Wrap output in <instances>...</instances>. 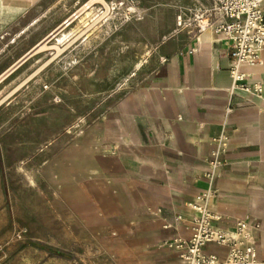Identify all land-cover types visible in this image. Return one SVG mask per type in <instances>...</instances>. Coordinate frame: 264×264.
Returning <instances> with one entry per match:
<instances>
[{
	"label": "rangeland",
	"instance_id": "rangeland-1",
	"mask_svg": "<svg viewBox=\"0 0 264 264\" xmlns=\"http://www.w3.org/2000/svg\"><path fill=\"white\" fill-rule=\"evenodd\" d=\"M90 1L42 0L0 33V264L126 263L76 216L92 197L80 173L94 130L199 36V21H218L211 0H101L46 42Z\"/></svg>",
	"mask_w": 264,
	"mask_h": 264
},
{
	"label": "crops",
	"instance_id": "crops-1",
	"mask_svg": "<svg viewBox=\"0 0 264 264\" xmlns=\"http://www.w3.org/2000/svg\"><path fill=\"white\" fill-rule=\"evenodd\" d=\"M11 2L17 14L0 33L34 18L42 0H29L22 10L19 0ZM215 24L162 62L110 110L108 124L94 130L91 164L80 173L90 180L92 197L77 201L76 216L123 253L125 264H184L166 243L190 238L189 205L207 189L211 140L222 131L225 166L212 183L216 225L258 224L252 233L257 259L264 262V94L231 92L229 47L213 32ZM242 73L244 85L264 89V53ZM204 252L221 260L226 255L215 246Z\"/></svg>",
	"mask_w": 264,
	"mask_h": 264
},
{
	"label": "built area",
	"instance_id": "built-area-1",
	"mask_svg": "<svg viewBox=\"0 0 264 264\" xmlns=\"http://www.w3.org/2000/svg\"><path fill=\"white\" fill-rule=\"evenodd\" d=\"M211 1L214 13L220 19V22L214 23L213 32L222 36L229 47L231 92L240 90L262 96V87L249 88L242 83L245 78L242 68L258 65L264 53V0ZM202 32L204 29L200 26L198 33ZM229 112L230 108L226 114ZM211 141L215 148L208 156L210 172L204 175L207 189L189 205L193 214L187 227L190 238L174 239L166 243V247L177 251L184 264H264L257 259L256 240L252 233L260 229L258 224L237 221L230 228L216 225L220 218L212 210V200L216 196L212 183L215 172L225 166L222 156L227 151V136L222 131ZM182 220L181 216L176 217L177 223H182ZM207 246L225 249V257L221 260L206 254L204 249Z\"/></svg>",
	"mask_w": 264,
	"mask_h": 264
},
{
	"label": "bare ground",
	"instance_id": "bare-ground-1",
	"mask_svg": "<svg viewBox=\"0 0 264 264\" xmlns=\"http://www.w3.org/2000/svg\"><path fill=\"white\" fill-rule=\"evenodd\" d=\"M97 1H101V0H91L88 4H86L83 8H81L75 15H73L72 17H70L69 19H67L56 30H54L53 32L56 33L55 34V33L52 32L53 34H55L52 37V40H54V43L55 44L56 43H60L63 39H65L69 35L67 32H65V29L68 28L75 19L79 18L81 12H83L85 9H89ZM7 5H8L7 0H0V23H4V22H7V21H10L12 14H17V12L8 13L7 12V10H8ZM199 23H200V26L203 27L204 32H206L207 30H209L208 28H205V26H207V25L209 27L212 26V24H209V23H207L205 21H199ZM46 41H47V39H46ZM44 47H45V44L38 46L37 49H42ZM137 67H139V65H137Z\"/></svg>",
	"mask_w": 264,
	"mask_h": 264
},
{
	"label": "water",
	"instance_id": "water-1",
	"mask_svg": "<svg viewBox=\"0 0 264 264\" xmlns=\"http://www.w3.org/2000/svg\"><path fill=\"white\" fill-rule=\"evenodd\" d=\"M53 33H55V32H53ZM53 33H51L46 39H47V41H49V40H51L52 39V37L56 34H53ZM46 41V42H47ZM35 49V48H34ZM33 50H31L27 55H26V57L20 62V64H22L26 59H28L31 55H33ZM19 64V65H20Z\"/></svg>",
	"mask_w": 264,
	"mask_h": 264
}]
</instances>
